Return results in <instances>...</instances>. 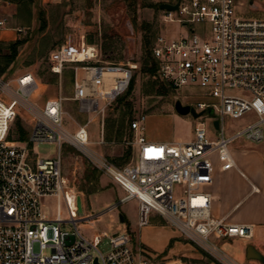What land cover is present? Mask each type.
<instances>
[{"label":"built area","instance_id":"1","mask_svg":"<svg viewBox=\"0 0 264 264\" xmlns=\"http://www.w3.org/2000/svg\"><path fill=\"white\" fill-rule=\"evenodd\" d=\"M155 1L178 4L176 11H162L164 20L185 29L184 35L156 38L151 49L156 78L174 91L202 90L205 101L190 107L211 116V130L198 122L189 142H154L145 135L146 117L140 116L130 122L133 136L126 141L128 147L138 149L133 163L120 167L91 151L88 122L74 132L65 128V103L76 104L81 114L104 116L107 107L129 90L138 66L101 61L100 48L88 44L84 36L70 35L49 52L48 70L61 79V92L44 103L37 99L41 84L33 73L0 76V264H155L147 251L134 247L128 232L100 233L94 240L79 233L76 224L89 221L77 215L79 196L72 213L66 195L70 185L63 175L64 144L123 190L120 204L139 203L141 228L155 213L219 264L230 263L216 241L253 237L251 226L228 224L211 215V194L206 188L213 182L216 164L222 171L235 168L233 144H264V21L240 17L236 0ZM10 2L0 0L1 5ZM4 28L6 20L0 18V29ZM67 72L73 80L70 97L62 94ZM244 118L249 120L247 125L229 133L227 121ZM17 122L29 128L25 140L11 139ZM44 143L57 145L55 158L35 152ZM150 149L157 155L150 156ZM45 198L58 201L53 220L42 211ZM63 200L68 220L61 216ZM66 222L75 231H63ZM105 240L109 248L103 252L100 245Z\"/></svg>","mask_w":264,"mask_h":264},{"label":"rangeland","instance_id":"2","mask_svg":"<svg viewBox=\"0 0 264 264\" xmlns=\"http://www.w3.org/2000/svg\"><path fill=\"white\" fill-rule=\"evenodd\" d=\"M236 3V12L240 17L264 21V0H236ZM156 4L155 0H13L6 9L0 4V17L6 20V27L15 29L17 40L24 41L18 49L15 62L2 76L12 78L27 71L33 73L41 84L37 99L44 103L49 96H56L61 92V79L48 70L49 52L70 35L77 38L84 36L88 44L100 48L101 61L121 65L137 64L138 68L134 73L131 88L107 107L104 116L81 114L76 104L65 103V128L74 132L79 125L88 122L89 149L117 166L124 165L123 156L129 152L126 145V141L132 137L129 123L140 116L146 117L145 135L150 140L189 142L194 137L196 123L203 122L207 129L211 130L212 118L209 114L200 120L194 119L191 115H179L175 110V103L179 101L184 106H191L198 101H205L203 91L190 87L174 91L165 85L167 88L165 92L158 93L164 83L158 81L156 72L153 75L147 74L142 68L145 36L150 39L153 46L159 35L177 37L185 34V29L179 24L165 22L164 13ZM146 25L150 28L144 29ZM17 29H22L23 32L19 33ZM7 44L10 43L0 42V57L9 54ZM72 81L71 73H65L62 79V94L65 97L72 95ZM100 105L102 106V103ZM248 121V118L227 121L229 133L243 129ZM101 127L104 130V145L100 143ZM20 128L26 134L23 139ZM119 128L123 133L121 139L116 138ZM28 130V127L24 128L17 122L12 129L11 139L25 140ZM246 143L240 141L231 148ZM62 149L64 176L77 187L76 190L72 186L66 189L72 213H75L74 205L78 194H82L81 218L89 221H79L76 224L79 233L89 240H94L97 232H106L108 235L128 232L136 244L142 242L149 245L150 249H157L164 240L157 234L158 231H152L149 227H139V203L131 200L120 204L121 194L119 192L116 194L117 188L110 181L106 184L99 183V188H102L101 194L88 195L86 175L91 173L95 178L100 173L71 145L65 144ZM57 151V145L54 143H44L35 147V152L44 158H55ZM130 161L132 155L128 162ZM111 196L114 198L109 200ZM104 201L107 204L103 203ZM57 205L56 198L41 200L42 211L49 218H55ZM120 214L125 216L124 222H120ZM61 215L64 220L69 219V211L64 200L61 202ZM159 219L156 217V220ZM156 220L150 217V225H154ZM166 223L162 219L159 221V224L167 225L164 231L170 232L173 227ZM61 229L70 233L75 231L74 225L69 222L63 223ZM106 241L100 245L103 252L109 248L105 244ZM176 242L178 249L175 250L173 248ZM220 242L215 243L220 245ZM187 244L191 246H186ZM187 247H191L194 253L202 254L204 260H215L207 252L181 237H177L161 254L150 256V259L157 264H165L164 260L185 262L189 260L185 256ZM34 249L38 252V245H35ZM48 253L45 251V254Z\"/></svg>","mask_w":264,"mask_h":264},{"label":"crops","instance_id":"3","mask_svg":"<svg viewBox=\"0 0 264 264\" xmlns=\"http://www.w3.org/2000/svg\"><path fill=\"white\" fill-rule=\"evenodd\" d=\"M10 5L11 2L9 4H3L2 8H9ZM42 29H44V27H42ZM14 30L15 29L7 27L4 29H0V42L12 43L17 41V36L15 35ZM129 130L133 136V132L130 129V123ZM101 135V138L104 141L103 127H101ZM122 136V130L119 138L117 137L116 133V138L121 139ZM64 145L61 147L62 163L64 159V152L62 148L64 147ZM101 145L104 144L101 143ZM127 148L129 149V152H127V154L123 156L124 165H118L120 167L131 164L136 160L138 149L130 147ZM230 149L235 160V168L227 171H222L220 169V164H216L213 175V182L209 187L206 188V191L211 194V215L217 219L224 220L228 224L251 226L253 229V237L249 240L230 238L218 241H221L220 247L222 246L221 249H225H223V253L225 254L230 264H262L257 260H248L246 257V252L249 246H254L255 249L264 256V144H254L247 142L246 144H238ZM131 155L132 161L128 162L131 158ZM101 175L102 174L100 173L95 178L91 173H88L86 175V179L88 182L87 184L89 186L87 190L88 195L94 196L95 194L100 193L102 188H99V183L106 184L107 181H110V183H112L117 188L116 194L118 195V192L121 194V196L119 197V199H121L124 196L123 190L115 185L107 176L102 175V177H100ZM64 179L70 186H72L73 189H77L76 185L67 180L65 176ZM94 190L95 192H93ZM81 195L82 194H78V196ZM113 198L114 197L111 196L109 197V200H112ZM103 203L107 204L106 201H104ZM150 217L154 218V220H156V217H159L160 219L154 221V225H150L148 220V224L142 228L149 227V229H151L152 231H158L157 234H159L164 240L162 244L157 249L153 250L150 249L151 247L149 245L142 242L136 244L133 238L134 247H142L145 250L147 249V256L149 258L150 256L153 257L155 254L159 255L164 252V250L169 245L171 246V243L175 241L177 237H180L179 233H177L174 229H172L170 232H165L167 225L159 224V221L161 219L166 222L162 217L155 213H151L149 219ZM123 218L125 221V216H123ZM49 219L53 220L54 218ZM100 233L106 232H97L94 235V239ZM177 245L178 242L175 243L173 249H178ZM186 246L191 245L187 244ZM185 249V256L189 260H185V262H183V260H164L166 261L165 264H219L216 260H204L203 255L200 253H194L193 250H191V247H187Z\"/></svg>","mask_w":264,"mask_h":264},{"label":"trees","instance_id":"4","mask_svg":"<svg viewBox=\"0 0 264 264\" xmlns=\"http://www.w3.org/2000/svg\"><path fill=\"white\" fill-rule=\"evenodd\" d=\"M158 6V4H156ZM150 27L148 25L144 26V29H149ZM150 39L145 36L143 38V49H144V56H143V71L147 74L153 75L156 72L157 66L156 63L152 57V45H151ZM24 44V41L17 40L15 42H12L10 44H7L6 47L9 51V54L4 55L0 57V76H2L6 71L9 69L11 64H13L18 56V49L20 46ZM165 84L161 85V88H159L158 93H163L167 88H165ZM131 88V87H130ZM21 131V138H25L26 134L25 132L20 128ZM121 134V128L117 130V137L119 138Z\"/></svg>","mask_w":264,"mask_h":264},{"label":"water","instance_id":"5","mask_svg":"<svg viewBox=\"0 0 264 264\" xmlns=\"http://www.w3.org/2000/svg\"><path fill=\"white\" fill-rule=\"evenodd\" d=\"M159 9L161 11H176L178 9V4L170 5L167 3H162L159 5ZM175 110L179 115H191L194 119H199L200 117L204 116L203 112L198 114L193 108H191L190 106H184L179 101L175 103ZM215 126L217 127V123H215ZM77 215L78 217L80 216V218L83 215L80 196L77 199ZM120 222H124V218L122 215H120ZM246 257L248 260H257L260 263L264 264V256L260 252H258L254 246H249L247 248Z\"/></svg>","mask_w":264,"mask_h":264},{"label":"bare ground","instance_id":"6","mask_svg":"<svg viewBox=\"0 0 264 264\" xmlns=\"http://www.w3.org/2000/svg\"><path fill=\"white\" fill-rule=\"evenodd\" d=\"M39 89H41V86L39 87ZM148 153L150 156H152V155L156 156L157 155V152L154 149H150Z\"/></svg>","mask_w":264,"mask_h":264}]
</instances>
